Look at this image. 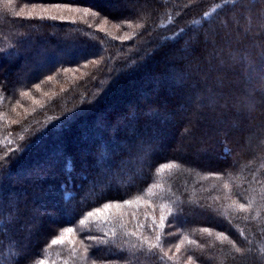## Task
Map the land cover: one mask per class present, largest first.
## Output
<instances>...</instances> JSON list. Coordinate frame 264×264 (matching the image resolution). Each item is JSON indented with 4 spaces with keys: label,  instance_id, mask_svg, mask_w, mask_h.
Wrapping results in <instances>:
<instances>
[{
    "label": "trees",
    "instance_id": "16d2710c",
    "mask_svg": "<svg viewBox=\"0 0 264 264\" xmlns=\"http://www.w3.org/2000/svg\"><path fill=\"white\" fill-rule=\"evenodd\" d=\"M209 1L0 0V264H264V3ZM56 4L100 15L35 18Z\"/></svg>",
    "mask_w": 264,
    "mask_h": 264
},
{
    "label": "snow or ice",
    "instance_id": "6c2138e0",
    "mask_svg": "<svg viewBox=\"0 0 264 264\" xmlns=\"http://www.w3.org/2000/svg\"><path fill=\"white\" fill-rule=\"evenodd\" d=\"M233 3H236L237 0H232ZM249 3H257V2H260V3H264V0H248ZM241 3L243 4V0H241ZM246 10L247 11H250V9H247L246 5H244ZM41 11L42 12H71V13H81L83 14V16L87 17L88 15H92V16H97V15H100V13L98 12V10H95V9H92L90 5H87V6H72V5H60V4H56V5H52L50 7H42L41 8ZM19 15V14H17ZM209 14L208 13H205V16H208ZM28 19H32L33 17L31 16V14H29V16L27 17ZM36 19H41V20H44V19H51V20H57L58 17L57 15H50V16H38V17H35ZM60 20H64L65 17L63 16H60L59 17ZM108 19V18H106ZM75 21H73L74 23ZM199 23V22H197ZM129 27H132V24H129L128 25ZM141 25L140 24H136V28H140ZM262 28H264V24L261 25ZM181 32L183 31V29L180 30ZM152 54V50H148L147 52L144 53V55H141L139 57V59L137 60L136 58H129L128 56H125L123 58V60L120 59L119 55H109L108 57V61L111 62V61H119V66H109L108 63H104V61H101V63H104V66L105 68H107L108 72L109 73H115L114 76H110L108 77V79H115L117 76H119L121 73H123L124 71H126L128 68H131L133 67V65L135 64H138L140 61H143L144 59H146L148 56H150ZM93 63H95V61L93 60L92 61ZM65 71H67V69H64ZM49 80L52 79L51 76L48 77ZM37 91H39V88H40V85H36L35 86ZM22 96H28V92H22L21 93ZM71 114H67L65 118H68V116H70ZM13 123H15V121H13ZM133 131H135L133 129ZM139 139V137H138ZM143 140L140 141V151L137 152L135 154V157L133 158V153L131 152V150L129 149L128 150V159H120L118 162L117 161H113L111 159V156L110 154L107 152L106 149H102L99 153V155L97 156V159H96V164H95V167L99 168L102 172L104 173H111L113 171V167H115L116 169L118 170H124L127 168V166L130 164V163H133L135 161H141L142 162V155H141V152L143 151ZM27 150V146H24V147H21L20 149H13V152L16 153V154H20L22 153L23 151ZM121 150V145H120V142H115L114 143V146H113V152L115 153H119ZM223 154L225 157H227L228 155L231 154V149L228 147L227 145V142L225 141L224 143V147H223ZM69 170H71V162L68 161L67 162V165H66ZM167 166H171V165H167ZM85 167H87V165L85 164ZM82 178H86V177H82ZM71 177H69V181H70ZM63 187V186H62ZM225 187H227V185H225ZM73 196V193L72 192H68L66 191L63 195V199L64 200H69L71 197ZM133 201L131 200H126L125 203L126 204H131ZM113 205L110 204V203H106L104 204L103 208L104 210H107L109 209L110 207H112ZM116 206H119V205H116ZM251 207V203H249V205L246 207L245 204L243 203H240L239 206H238V210L239 211H247L248 208ZM100 213V209H96L95 212L93 211H88L87 213V218H91L93 216H96ZM169 216H172L173 219L172 220H169ZM84 221H81V223H83ZM175 223V214L173 213V210L171 207H169L168 209V215H161L160 218H159V224H156L155 220H153L152 224L149 225L148 227L150 229H159V230H163L166 226L168 227H171L172 224ZM140 228H143L144 225L141 224L139 226ZM74 229L72 227H67L64 229V235H68V234H71L73 233ZM205 232H208L209 230L208 229H204ZM133 235H135V233H133ZM89 239L91 240H96L97 238L94 237V236H89L88 237ZM218 239H223V240H227L228 237L226 235H223V234H218ZM157 243L156 244H150L149 245V251L151 252V249H154L156 248L160 241H161V234H160V231H157L156 232V237H155ZM64 241H63V236L60 238V239H52L51 240V243L53 245H57V244H62ZM145 242H147V237H145ZM177 247V250L179 251L180 250V245H176ZM236 252H241V248L237 247L235 248ZM164 256H167V253H164ZM193 257L189 256V260H192Z\"/></svg>",
    "mask_w": 264,
    "mask_h": 264
},
{
    "label": "rangeland",
    "instance_id": "374dc122",
    "mask_svg": "<svg viewBox=\"0 0 264 264\" xmlns=\"http://www.w3.org/2000/svg\"><path fill=\"white\" fill-rule=\"evenodd\" d=\"M220 0H210L208 5L209 7H213L215 5L216 2H218ZM33 10V9H30V11ZM212 10V8H211ZM209 11V10H208ZM206 11H204L205 13ZM46 13V12H44ZM46 14H50V15H57V17H60V16H63L65 18H77V19H82V18H85V16H83L82 12L81 13H71V12H47ZM88 16H91V15H88ZM179 16V15H178ZM183 16V15H181ZM178 17H174V16H171V17H167L165 20H164V24L165 26H169L172 22V20L176 19ZM186 24V22L179 20V22L177 23L176 25V30L177 29H180L183 27V25ZM99 28H101L102 30H105V31H108L110 32L111 34H116L117 32L119 33L118 31V26H115L114 24H110L109 22H106L104 20H101L100 23H98L97 25ZM68 236V235H65V237Z\"/></svg>",
    "mask_w": 264,
    "mask_h": 264
}]
</instances>
